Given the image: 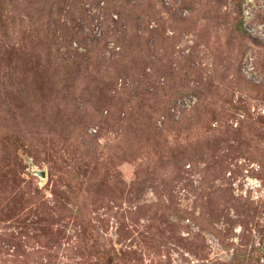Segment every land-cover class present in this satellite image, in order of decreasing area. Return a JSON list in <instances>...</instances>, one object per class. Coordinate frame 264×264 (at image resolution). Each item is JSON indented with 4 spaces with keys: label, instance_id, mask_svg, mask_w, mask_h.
<instances>
[{
    "label": "rangeland",
    "instance_id": "374dc122",
    "mask_svg": "<svg viewBox=\"0 0 264 264\" xmlns=\"http://www.w3.org/2000/svg\"><path fill=\"white\" fill-rule=\"evenodd\" d=\"M0 264H264V0H0Z\"/></svg>",
    "mask_w": 264,
    "mask_h": 264
},
{
    "label": "built area",
    "instance_id": "2783aa9c",
    "mask_svg": "<svg viewBox=\"0 0 264 264\" xmlns=\"http://www.w3.org/2000/svg\"><path fill=\"white\" fill-rule=\"evenodd\" d=\"M248 186H250L251 188L259 187L260 186V181H258V179H251L249 181V183H248Z\"/></svg>",
    "mask_w": 264,
    "mask_h": 264
},
{
    "label": "water",
    "instance_id": "95a60500",
    "mask_svg": "<svg viewBox=\"0 0 264 264\" xmlns=\"http://www.w3.org/2000/svg\"><path fill=\"white\" fill-rule=\"evenodd\" d=\"M37 173L42 176V177H45V172L44 171H37Z\"/></svg>",
    "mask_w": 264,
    "mask_h": 264
}]
</instances>
